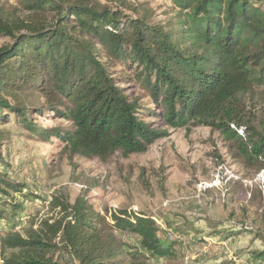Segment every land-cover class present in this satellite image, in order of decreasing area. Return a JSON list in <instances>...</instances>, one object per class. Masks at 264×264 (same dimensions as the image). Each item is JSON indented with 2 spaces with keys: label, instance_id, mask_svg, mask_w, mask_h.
Instances as JSON below:
<instances>
[{
  "label": "trees",
  "instance_id": "trees-1",
  "mask_svg": "<svg viewBox=\"0 0 264 264\" xmlns=\"http://www.w3.org/2000/svg\"><path fill=\"white\" fill-rule=\"evenodd\" d=\"M170 1L178 29L147 13L128 15L120 0L114 7L96 0H19L26 17L0 6V36L12 39L0 46V124L13 117L39 141L61 140L69 158L105 162L115 152H143L164 136L165 129L145 120L160 116L171 128L217 131L231 141L238 162L263 169L264 116L258 129L244 97L264 84V0ZM123 84L141 93L131 96ZM143 97L160 110L142 105ZM32 114L66 118L70 127H41ZM4 140L0 129V165L6 164ZM7 177L0 171V221L6 198L22 194V185ZM8 205L13 216L25 208L14 198ZM48 205L59 214L39 220L26 235L0 232V249L10 250L2 264H61V250L73 264H148L174 256L176 237L192 236L167 220L160 228L147 213L114 210L107 219L106 210L99 213L84 197L70 203L53 196ZM261 219L264 227V211ZM121 231L134 234L138 245L120 241ZM254 257L263 261L264 250Z\"/></svg>",
  "mask_w": 264,
  "mask_h": 264
},
{
  "label": "rangeland",
  "instance_id": "rangeland-1",
  "mask_svg": "<svg viewBox=\"0 0 264 264\" xmlns=\"http://www.w3.org/2000/svg\"><path fill=\"white\" fill-rule=\"evenodd\" d=\"M18 1L0 0V6L5 13L26 17ZM96 1L109 7L116 2ZM120 1L124 2L120 9L128 15L147 13L167 29H178V9L170 0ZM11 43V38L0 36V46ZM123 86L131 96L141 93L134 84ZM140 102L155 108L147 98ZM244 105L253 115L254 126L261 129L264 84L244 97ZM159 110L155 108V112ZM32 117L41 127H70L66 118L54 114ZM145 120L165 129L166 134L154 139L143 152L126 157L115 152L105 162L81 156L69 158L61 140L39 141L13 117L1 123L6 164L0 165V171L8 175L9 181L22 185V194L11 192L6 198L7 211L0 221V232L12 228L26 235L39 220L57 216L58 208L48 205L53 196L64 197L70 203L84 197L94 203L99 213L105 214L106 210L107 219L113 210L147 213L162 229L167 220L191 232V237L181 236L183 241L175 247L174 256L150 260L148 264H264V260L254 257L255 252L264 250V168H246L232 156L231 141L209 127L187 124L171 128L160 116L147 115ZM13 198L25 207L14 216L8 205ZM237 231L241 232L226 238ZM116 236L124 243L138 245L132 233L121 231ZM9 253L8 249H0V259ZM58 260L73 264L63 250Z\"/></svg>",
  "mask_w": 264,
  "mask_h": 264
},
{
  "label": "built area",
  "instance_id": "built-area-1",
  "mask_svg": "<svg viewBox=\"0 0 264 264\" xmlns=\"http://www.w3.org/2000/svg\"><path fill=\"white\" fill-rule=\"evenodd\" d=\"M114 211V210H113ZM20 226H18L17 228H19ZM163 228V227H162ZM168 236L170 237V238H174V236L173 235H171V233H168ZM180 242L181 241H183V237H176ZM185 263H187V257H185V261H184ZM0 264H2V258L0 259Z\"/></svg>",
  "mask_w": 264,
  "mask_h": 264
}]
</instances>
